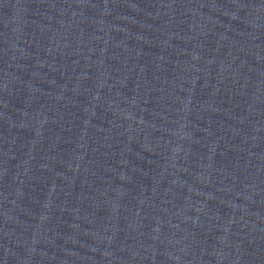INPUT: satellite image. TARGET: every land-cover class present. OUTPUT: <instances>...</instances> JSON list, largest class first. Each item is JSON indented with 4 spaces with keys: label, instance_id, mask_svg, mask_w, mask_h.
<instances>
[{
    "label": "water",
    "instance_id": "95a60500",
    "mask_svg": "<svg viewBox=\"0 0 264 264\" xmlns=\"http://www.w3.org/2000/svg\"><path fill=\"white\" fill-rule=\"evenodd\" d=\"M0 264H264V0H0Z\"/></svg>",
    "mask_w": 264,
    "mask_h": 264
}]
</instances>
